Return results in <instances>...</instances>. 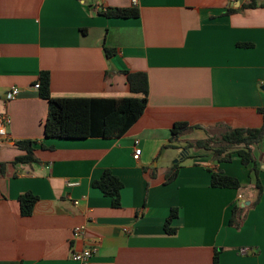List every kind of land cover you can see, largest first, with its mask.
I'll return each mask as SVG.
<instances>
[{
    "label": "crops",
    "instance_id": "0c3cea01",
    "mask_svg": "<svg viewBox=\"0 0 264 264\" xmlns=\"http://www.w3.org/2000/svg\"><path fill=\"white\" fill-rule=\"evenodd\" d=\"M249 1L0 0V116L9 119L0 142V264H79L72 253L92 243L93 264H264V141L253 147V167L236 154L217 163L212 151L183 149L215 136L210 130L262 125L264 7L224 14ZM131 7L136 18L101 14ZM123 71L144 73L148 84L146 108L123 136L44 137L48 103L33 88L40 73L56 99L139 97ZM11 87L19 95L5 101ZM177 122L194 128L173 143ZM19 141L36 143L38 163L11 164L24 153ZM212 168L240 188L212 187ZM105 170L123 184L116 208L92 186ZM27 192L37 201L25 217L18 198ZM234 206L241 221L230 224ZM78 226L84 236L74 240Z\"/></svg>",
    "mask_w": 264,
    "mask_h": 264
},
{
    "label": "trees",
    "instance_id": "16d2710c",
    "mask_svg": "<svg viewBox=\"0 0 264 264\" xmlns=\"http://www.w3.org/2000/svg\"><path fill=\"white\" fill-rule=\"evenodd\" d=\"M264 7V3L250 0L239 9H227L225 15L237 10L247 8ZM108 18H136V7L125 9H106L101 12ZM106 57L113 50L104 48ZM126 76L129 90L139 97H124L119 99H93V98H52L49 90V75L40 73L38 77V95L48 103V114L43 123V133L46 138H119L138 120L147 105L148 84L144 73H129L123 71ZM262 115V125L259 128H232L227 129L219 136H209L205 140L187 142L183 149L196 147L212 151L215 162H229L231 155L236 154L242 166H254L253 147L264 141V108L258 109ZM192 126L186 122L174 123L171 128L170 142H177L178 138L191 130ZM34 141H19L16 146L22 150L23 155L17 156L11 162L17 164H36L38 159L34 154ZM1 164L0 166H3ZM179 165L175 164L165 175V182L170 183L177 174ZM211 174L210 184L214 188H240L239 181L225 175L216 168L208 169ZM104 196L110 198L112 207L119 206V193L123 188L120 179L110 170L102 172L99 179L92 183ZM258 199V197H257ZM37 198L27 192L19 196L18 203L20 214L30 216ZM257 201V200H256ZM254 202V204L256 203ZM243 208L234 206L231 211L230 224L238 219L241 221ZM239 215V217H238ZM177 210L172 209L164 223V231L173 234L175 229L170 227L171 221L176 218ZM236 217L237 219L235 220ZM238 226V225H237Z\"/></svg>",
    "mask_w": 264,
    "mask_h": 264
},
{
    "label": "built area",
    "instance_id": "2783aa9c",
    "mask_svg": "<svg viewBox=\"0 0 264 264\" xmlns=\"http://www.w3.org/2000/svg\"><path fill=\"white\" fill-rule=\"evenodd\" d=\"M33 88L35 90L39 89V83H36ZM19 95V89L17 87H11L6 93H5V101H10L15 99ZM9 124V119L6 115L0 116V142H5L8 140L7 133H6V126ZM141 150L138 147V143L135 142V149L133 152V158L135 160L138 159V156L140 155ZM73 185V184H71ZM240 196L238 197L237 201H240ZM77 204V202H75ZM84 230L85 228L83 226H78L73 229L72 237L73 239H80L84 236ZM97 251V246L95 244H89L86 247H84L82 250L73 252L71 255L72 260L76 261L79 264H93L92 258L94 254ZM248 250L246 248L240 249L241 254H245Z\"/></svg>",
    "mask_w": 264,
    "mask_h": 264
},
{
    "label": "rangeland",
    "instance_id": "374dc122",
    "mask_svg": "<svg viewBox=\"0 0 264 264\" xmlns=\"http://www.w3.org/2000/svg\"><path fill=\"white\" fill-rule=\"evenodd\" d=\"M209 132H210L211 134H214L215 136H218V134H219L218 131L215 132V131H213V130H210ZM186 143H187V142H186ZM186 143H185V144H186ZM176 153L179 154L178 150H176Z\"/></svg>",
    "mask_w": 264,
    "mask_h": 264
},
{
    "label": "water",
    "instance_id": "95a60500",
    "mask_svg": "<svg viewBox=\"0 0 264 264\" xmlns=\"http://www.w3.org/2000/svg\"><path fill=\"white\" fill-rule=\"evenodd\" d=\"M264 88V87H263ZM246 205H248V203H246Z\"/></svg>",
    "mask_w": 264,
    "mask_h": 264
}]
</instances>
